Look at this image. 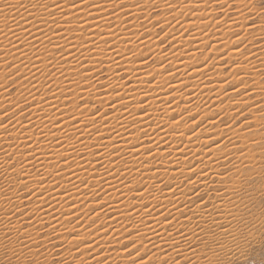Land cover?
<instances>
[{"label": "bare ground", "instance_id": "6f19581e", "mask_svg": "<svg viewBox=\"0 0 264 264\" xmlns=\"http://www.w3.org/2000/svg\"><path fill=\"white\" fill-rule=\"evenodd\" d=\"M115 1L89 0L88 5H81L80 9H73L70 13L68 11L61 12L59 9L55 12H48L39 6L33 7L34 4L39 5L42 2H48L49 8H53L52 0H0V9H2L0 11V29H3V31H0V62L8 60L10 65H15L13 68L9 65L12 70H8L9 67L2 69L10 72L18 71L17 73L23 78V80L19 78L20 81L22 80L20 85H25L22 90L24 93L22 96L20 95V98L28 102L26 104H29V115L15 117L19 109L17 101H14L13 105L11 103L12 100H10V94L3 91V86L0 87L1 111L8 107L6 111L11 113V115L5 117L6 121L0 120V125L7 124V128H0V180L4 179L6 182L2 180L4 184L1 185L0 183V233L4 231L2 222L4 217L8 215L7 210H10V207L13 209L19 208L23 202V196L18 195L20 192L16 193L17 189H25L27 192L26 188L31 187L32 191L28 192L31 199L27 197V204H30L27 215H33L37 225L41 226L42 221L46 220L50 225V230L60 233L58 238L66 237V240L72 239V237L68 238L69 234L71 236L78 234L88 237L90 235L94 236L86 241L67 245L68 250H65V253H62L64 252L62 251L56 255L52 254L57 256L59 261H67L68 264H73L75 259L83 256L84 260L91 261V264H97L98 261L104 259L107 264H127L125 259H127L129 254L127 255L120 249L112 253H110L111 250L110 252L106 250L107 244L115 243V241L112 242L111 237L119 233L118 228L124 227L126 229V238H128L127 241H130L131 245V247H128L132 248V244L136 243V248L129 252L130 255L134 256L139 249L146 250V252L142 250L141 255L137 259H147L149 255L155 254L157 259L172 261L178 256L177 260L182 259L187 262L200 263L198 256L195 257L197 250L192 244H202L207 235L204 223L200 217L199 205L197 204L207 202L203 205L201 211L204 212L203 216L206 219L209 221L212 219L215 225L217 223L220 224L218 230L221 229V226L222 228L228 227L226 210L222 206V202L226 199L225 196L229 195H225L228 193L225 187L227 184L225 180L233 169V165L239 164L238 155L236 154L238 147L235 139L244 136L243 132L240 133L236 129L239 124L234 129L237 131H234L231 130L232 126L231 128L227 127L228 123L222 124L224 126L218 125L217 118L221 113L232 114V111L230 112L231 108L236 109L231 107L229 99L233 96L232 89H234L230 86H237L238 78L233 80L234 74L231 73H238L239 71L235 70L236 59L240 56V59H237L239 61L243 56L240 55L239 50L237 51L236 45H239L242 40L241 38L239 39L241 40L238 42L239 44L231 43L232 40L229 41L228 36H230L229 31L233 30L236 21L240 20L241 17L243 18V16L236 19L239 13L236 12V14L234 12L236 15L235 19H228L229 16L226 11L231 10L228 8L226 11L223 10V12L225 11L222 14L224 17L219 18L218 21L216 20L214 24L213 15L215 13L213 15L212 13L215 5H213L214 8L213 6L210 8L205 5V0H167V2L175 4V8H168L165 4L166 0H157L156 4H153L152 0H148L144 5L149 7L157 6V8L160 7L162 9L163 14L165 11L177 16L173 17V19L171 18L172 20L174 18L177 20L180 17L178 15L187 13V15H184L185 17L181 15L182 20L179 18V23H174L173 21L174 24L172 23L173 25L169 29L171 33L166 36V39L168 37L169 41H171V51L162 54L166 49L161 53L162 50L160 51V48L155 49L157 47L153 46L156 43V36L154 40H150L146 39L149 38L147 37L149 35L145 36L147 33L145 35L143 33L142 36V33L138 35V32L131 38L127 36L128 34L125 31L123 33L121 28L118 29V33H116L117 30L114 33L109 31V23L114 21L115 25L117 23L120 25L121 16L128 15L131 19L136 17L137 12L141 8L133 7L143 3V0H127L130 4L124 6L128 7L110 17L106 15L107 12L105 13L106 10L104 11V9L107 6H112L113 3L115 4ZM55 2L64 4L65 8H67L65 0H55ZM73 2L80 3V0H73ZM221 2L231 4L233 0H222ZM93 4H102L103 7L95 8L92 7ZM185 4L189 6L183 8V12H181L180 9ZM197 4L201 5V7H194ZM9 5L13 6L10 7ZM124 6L116 7V9H121L120 7ZM225 6L227 7V4L223 7ZM235 7L236 5L232 8L238 10ZM89 12L92 14L89 15ZM163 14H161V18L165 16ZM61 15L71 16L72 19L68 21L53 20L51 18L52 16L59 17ZM166 16L163 18V22L167 19L165 23L169 22ZM231 16H234V14H231ZM137 17L141 16L137 15ZM135 19L138 20L137 18ZM245 19L243 21L240 20L241 23L245 21L244 23L246 24L247 19ZM211 20V25H214L216 30H213L214 32L212 31V33L209 30L211 34L209 33V35L205 36V32L212 26L210 28L207 27V31L206 28L204 32L200 30V35L197 30L203 28L207 23L209 25ZM121 21L124 23V20ZM202 21L204 22L202 23ZM57 23L60 24V27H56L55 24ZM156 23L160 22L157 21ZM241 23L240 26L243 25ZM137 24V29L141 31L139 28L141 24L138 26ZM132 25L135 26V24ZM132 25L129 26L131 27ZM145 25L142 27L146 28L150 23L148 26ZM247 25L244 26L246 27ZM9 28L12 31H8ZM151 28L150 30L153 31V28ZM185 28H189L191 32L189 29L187 30L191 34H187L185 30L186 34L184 31V35L193 36L192 40H184V37L185 39L187 38L182 33ZM248 28H246V31ZM180 29L183 30L180 31ZM179 31L181 34H179ZM5 32L7 35L4 34ZM202 32L204 35H202ZM153 33L151 32V35ZM226 35L228 38L224 37ZM17 36H20V38L17 39ZM163 37L165 36L163 35ZM25 39L30 43L23 42ZM58 45L62 46L60 48L62 51H60L61 54L58 52L60 55L54 58L53 55L57 53ZM143 45L153 46L151 48L155 50L150 51L153 54L151 56H154L160 62L168 61L171 65L170 69L165 71V68L163 69L161 66L162 71L159 72L160 65L157 64V67L153 65L155 67L151 68L152 70L146 71L147 68L142 65L143 58H145V56L141 55L143 51L138 53L139 55L135 59L127 55L129 49H131L130 53H132V50L140 49ZM156 45L158 44L156 43ZM204 46L206 48L207 46L209 47V53H211L209 56H213L207 64L202 59L204 56L198 57L201 60H195L197 57L196 51L204 48ZM247 48L249 49V46ZM62 55L66 59L62 60ZM206 55L208 56L207 52ZM93 57H96L95 61L91 60ZM47 59H51V61L46 62L48 61ZM225 59H227L226 61L228 62L226 63H229V67L233 71L231 69L227 70V72L222 71L219 61ZM164 63L162 64L164 65ZM227 64L224 65L227 67ZM96 67L105 68V79L101 80V77H98L101 71L98 70L100 68L97 69ZM75 68H80L81 73L91 71V81H85V79L89 78H83L78 75L73 70ZM95 68L97 69L96 71ZM196 68H203L204 70L202 72H193ZM43 72L48 73V76H51L52 79L42 75ZM53 73H55L54 76ZM169 73L175 74L169 76ZM74 81L79 83L77 84ZM228 81H231V83H226ZM97 82H101L103 87H105L103 95L99 93L102 95L100 97H96L93 93ZM157 82H159L158 87L149 85H156ZM182 82H184V85L181 84ZM222 83H226V85H222ZM168 84H173L174 86L179 84L180 87L170 88ZM241 84L244 83L242 82ZM67 91H69L68 94ZM72 93L75 95L74 100L64 99V97L66 98ZM116 93H119V96ZM41 97L44 98L41 99ZM77 99L78 101H76ZM4 103H7L8 106L2 107ZM139 103H144L147 108L140 109ZM113 104L116 105L115 108L111 107ZM189 104L190 108L184 109ZM68 105H72L74 108L72 112H69L71 111L70 109L68 111ZM96 106L99 109L91 112L94 111ZM77 108L81 109V111H77ZM19 111L18 113L21 112ZM145 112H148V115H144ZM93 115L96 117L93 123L97 127H92L90 116ZM74 116L76 119H72ZM104 116H107L106 120L103 119ZM181 117H183L181 123L176 128H173L172 121L180 120ZM232 119L234 120V118ZM193 120H197L199 123L189 127ZM213 120L216 121V124L211 123ZM54 124L62 127H54ZM64 129L67 135L61 133ZM141 129L146 130V132L141 131ZM235 132L242 135L236 134V136ZM53 133L59 137L54 138ZM192 133H197V135L189 141L187 137L192 135ZM212 137L218 139L212 140ZM243 138L247 139L248 142L246 136ZM57 139L60 140L59 143L56 142ZM249 139L251 140L252 138L250 137ZM205 141L209 142V144H204ZM186 144L188 147L181 152L180 149L184 148ZM217 144L226 146L229 151L224 152L221 156L219 149H216ZM147 147L151 149L146 150L145 148ZM133 148H139L140 152H132ZM210 148H213L212 152H209ZM249 148H251V145H248L246 149ZM56 149H59L65 155H70L68 158L73 160V164L63 168L56 167L62 162L55 155ZM167 149H171L172 153L166 157L151 155L152 152H166ZM243 150L245 149L243 148ZM32 152H35L34 156L31 155ZM260 154L262 155V153ZM108 155L111 156V159H109ZM146 156L149 157L147 160H145ZM241 159L243 160V158ZM242 160L241 162H243ZM248 160H244V163ZM249 161L253 162V160ZM241 162L240 164H242ZM12 163H15V165H11ZM146 164L149 167H144ZM14 168L17 169V172H13ZM181 168H183V171L180 170ZM192 168H196L197 171L191 172L190 169ZM24 172H29L31 175L29 177L25 176L23 175ZM57 172H59V175L56 174ZM172 172H175V177H172ZM41 177L43 179H40ZM221 177H224V179L222 180ZM20 180H27V185L19 186L18 182ZM152 181L158 184L161 189L160 192L152 189L155 199H151L149 195L144 198V201H141L140 197L132 196L133 193L139 192L143 187L147 186L146 182L151 185ZM189 181H196V183L193 186L188 183ZM11 183H14L15 192H8V186ZM92 188H95V194H93ZM173 188L176 189L174 194L170 191ZM223 191L226 193L224 192L225 194H223ZM196 193L199 195H196ZM217 193L221 195L218 196ZM3 196L7 197V200ZM88 203H92L90 208L87 206ZM76 204L82 207L87 206L83 214L79 215L76 213L78 208L73 207ZM37 205H39L38 213H35ZM214 205H221V207L214 208ZM144 207L149 209L148 213L142 211ZM52 209L54 211L59 209L58 214H54L58 216L57 218L49 214ZM193 209L196 212H193ZM97 213L99 217L90 219V217L97 216ZM66 216H71V219H65ZM27 217L29 219L30 216ZM188 217H191V221L188 220ZM80 218L86 225L87 223H92L95 226L97 224L102 229L101 233L93 235L92 229L86 230L84 226L78 227L77 223L74 226L75 220H80ZM16 220L14 218L12 222L16 223L21 233L25 235L35 229V227L32 228L34 225L32 224V229L25 231L27 228H22L20 221ZM69 221H74L72 222L73 226L71 223V225L69 224ZM115 222H117V225L113 226ZM108 225L113 227L110 230L111 237L106 235L110 232L105 230ZM137 226H139V229H136ZM74 227H78L76 231H72ZM189 229L193 231H189ZM122 232L124 230L121 231L120 235H123ZM168 232H172L171 237H167ZM34 234H32L34 237H39L36 236V232ZM9 235L8 238H13L15 232L9 233ZM188 237H191L192 243L185 245L184 240ZM8 238L0 236V240H3L1 246L10 250ZM131 239L136 241H131ZM172 239L180 241V243L170 245L168 241ZM198 240L199 242H197ZM24 243L27 246V248H24L26 252L27 249H34L37 245L28 240ZM84 243L92 244V248L83 252L78 251L79 248L83 247ZM144 245H147V247H144ZM203 248V245H201L199 251ZM98 249L103 252L104 257L97 254L100 253L96 252ZM177 249L179 250L177 251ZM9 252L12 253L11 250ZM9 252L8 254H10ZM121 253L124 254L121 255ZM16 256L17 260L19 249H17ZM10 263L13 264V261Z\"/></svg>", "mask_w": 264, "mask_h": 264}, {"label": "rangeland", "instance_id": "374dc122", "mask_svg": "<svg viewBox=\"0 0 264 264\" xmlns=\"http://www.w3.org/2000/svg\"><path fill=\"white\" fill-rule=\"evenodd\" d=\"M131 1V0H130ZM222 1V0H221ZM123 3L122 5H120V6H124V5H128V4H130V2L129 1H127V0H116L115 1V4H119V3ZM109 3H111V2H109ZM108 4V3H107ZM115 4L113 3L112 4V6H107V7H105L106 9H104V11H105V13H106V15H108V16H110V17H112V16H114V14L116 15V13H118L120 10H123V9H126L127 7L126 6H124V7H120L121 9H118V11H117V9H116V7H115ZM256 7H257V9L259 8V7H262V6H264V0H256ZM215 5V4H214ZM236 5V7L238 8V10H235L234 8H229V9H231V10H228V11H226L228 8H226V9H224L225 11H226V13H227V15L229 16L228 17V19H232V18H234L235 19V17H236V15H235V13L237 12V13H239L238 14V16L236 17V19L238 18H240V16H243V18L241 17L240 18V20H242L243 21V19L244 18H246V16L247 15H249L248 17H247V21H248V23H247V21H246V24H248L247 26L248 27H251V28H248L247 26L245 27L244 25H246L244 22L243 23H241V21L240 20H235L236 21V23H235V26H234V28H233V30H231V32L229 31V35L230 36H228L227 37V35L226 36H224V37H227L228 39H229V41L230 40H232L231 41V43L232 42H234V41H236L237 40V38H241V40L243 41V39H244V41L243 42H245V43H243L241 40H238V42H240V44L237 42V43H235V44H239V45H236L237 47L236 48H238L237 49V51L238 50H240V49H243V51L241 52V51H239V53H240V55H242L243 57L244 56H248L249 57V60H243V57L241 58V60H239L241 63H246L247 62V67H246V69H244V70H239L238 71V73L237 72H235V73H237L236 75H235V73L234 72H232L231 74H234L235 75V77H237V75H238V77H243V79L241 80V82H239L240 80H239V78H238V85L236 86V85H231L230 87H232V88H234V89H232L233 90V96H231V98L229 99V103L232 105L231 107H235L236 109L234 110V109H230V112L232 111V114H226V113H224V114H219L218 116H217V118H218V125H220V126H224L225 125V123L227 124V125H231L232 126V129L231 130H234L235 129V127L237 126V130L240 132V133H242L243 132V135L244 136H246V138H248V142H247V139L245 140L244 138L242 139V137H244V136H241L242 134H237V132H235V135L237 134V135H240L241 137H239V138H236L235 139V141H236V146L238 147V149H237V155H238V161H239V164L237 163V164H235V165H243V166H248V165H252L253 167H254V170H253V172H252V174H253V176L256 178V183L253 185V186H251V187H249V189H248V192L250 193V195H251V199H247V203H248V211L247 212H245L244 213V216H245V220L247 221V223L245 224V223H241L238 227H235V230L233 231V234L232 235H222V237H221V239H222V243H224V245H225V247H226V245H227V247L225 248H222V249H220L219 248V245L218 244H212L211 245V247H214V248H216L217 249V252L219 253V255L218 256H213L212 255V253H211V251H210V249L209 248H203L201 251H199V249H200V246L202 245V244H200V243H193L192 244V246L197 250V253L195 254V257H197L198 256V259H200V263L198 262H196V260H195V262L196 263H193V264H208V260H206L207 258H208V255H209V258L211 257V259L213 260V261H215V260H217V259H219L220 261H222L223 262V264H264V192H262V189H261V184H260V173H261V171H262V169H261V165L262 164H264V151H262L261 150V147L262 146H264V113H262V112H264V91H262V89H264V84H262L261 83V74H264V30H262L261 29V26H262V24H264V22H262L261 21V18H260V16L259 15H257L256 14V12H253V11H255V9H253V11H249V10H247V9H249V8H245L241 3H240V1L238 0V1H236V4L235 3H233V6H235ZM232 6V7H233ZM241 8H239V7ZM251 6V5H250ZM133 7V6H132ZM144 7V8H143ZM140 10H139V12H137L138 14L137 15H139V16H141V17H137V15H136V17H134L133 19H131L130 17H128V15H123V16H121V19H120V22L121 23H119L120 25H118V23L115 25V22L113 21V22H110L109 23V25H108V27L110 28H108L109 29V31H112L113 33H114V31H116L117 30V32L116 33H118L119 31H118V29H122V32L124 33V31H125V33L126 34H128L127 36H130L131 38H132V36L134 37L138 32H139V34L138 35H140L141 33V35L143 36V33H144V35L145 36H147V35H149V36H147V37H149V38H146V39H150V40H154V38H155V36H156V38H155V42L158 44V45H156V43H155V45H153L154 47H157V48H155V49H159L160 48V51H161V53L162 52H164L165 51V49H166V51L164 52V53H162V54H166L167 52L169 53L170 51H171V45H170V43H169V39H168V37H167V39H166V37H163V35L165 36V32L166 31H169V29H170V27L175 23V22H177V20L180 18V20H182V16L183 17H185L184 15H187V13H183V14H180V15H178V17L179 18H177V20L174 18V20H172L173 19V17H177V16H174V15H172V14H170V13H168V12H165L164 11V14H165V16L166 15H169V16H166V17H168V20H169V22L167 21L166 23H165V21L167 20L166 18V20L163 22V18L165 17V16H163L162 18H161V14H163V12L161 11L162 9L160 8V7H158L157 8V6H154V7H156V8H154L153 6H151V7H149L148 5H144ZM149 9H148V8ZM219 7V8H218ZM216 6L215 5V9H214V12L212 13V15L215 13V15H217V16H215V15H213V18L215 19L214 21H213V23L215 24V22H216V20L218 21L219 20V18H223L224 17V15H222V14H224V12L223 11H221L220 10V6ZM226 7V6H225ZM235 7V8H236ZM133 8H137L135 5H134V7ZM213 8H214V6H213ZM116 9V10H115ZM151 9H153V10H151ZM245 9H246V11H245ZM112 10V11H111ZM146 10H148V11H146ZM116 11V12H115ZM109 12V13H108ZM146 12H148V13H146ZM223 12V13H222ZM233 12V13H232ZM235 12V13H234ZM248 14H247V13ZM251 12V13H250ZM253 12V13H252ZM225 13V14H226ZM236 13V14H237ZM241 13V14H240ZM244 13H245V15H244ZM163 14V15H164ZM231 14H234V16H231ZM243 14V15H242ZM255 14V15H254ZM143 15V16H142ZM182 15V16H181ZM211 15V14H210ZM221 15V16H220ZM107 16V17H108ZM153 16V17H152ZM157 16V17H156ZM172 16V17H171ZM219 16V17H218ZM231 16V17H230ZM156 17V18H155ZM135 18H137L138 20H136ZM152 18V19H151ZM160 18H161V20H160ZM171 20H170V19ZM149 19H150V21H149ZM159 19V20H158ZM78 20V19H77ZM76 20V21H77ZM121 20H124V23H123V21H121ZM131 20V21H130ZM134 20H135V23H134ZM246 20V19H245ZM128 21H130V22H128ZM144 21V22H143ZM147 21H149V22H147ZM160 22V23H156V22ZM172 21V22H171ZM173 21H174V23H173ZM179 21V20H178ZM206 21V20H205ZM208 21V20H207ZM145 22H147V23H145ZM135 24V26H133L132 24ZM138 23V24H137ZM146 25H145V24ZM149 23H150V25H149ZM153 23V24H152ZM163 23H165L166 24V26H165V24H163ZM167 23H170V24H167ZM173 23V24H172ZM210 24L208 25V23L207 24H205L206 25V27H205V25L203 26V28H201V29H198L197 30V32L198 33H200L201 31L200 30H202L203 32L205 31V28H206V31H207V29L208 28H210L211 26V28L210 29H208V31L207 32H205V36L206 35H209V33L211 32L212 33V31L214 30H216V29H214L215 27H214V25H211V23H212V20H211V22H209ZM240 23H241V25L242 26H240ZM121 24H122V26H121ZM136 24H137V26L138 25H140L141 24V26L139 27L140 29H141V31L139 30V29H137V27H136ZM148 26V27H146L147 29H148V32H147V29L146 28H144V27H142V26ZM155 24V25H154ZM159 24V25H158ZM238 24V25H237ZM254 24V25H253ZM129 25H132L131 27L129 26ZM153 25V26H152ZM160 25H163V27H161ZM169 25V26H168ZM251 25V26H250ZM113 26V27H112ZM119 26V27H118ZM151 26H152V28H153V31L152 30H150V28H151ZM155 26V27H154ZM236 26H238V27H236ZM239 26H240V28H239ZM245 28H244V27ZM112 27V28H111ZM126 27H127V29H126ZM129 27V28H128ZM142 27V28H141ZM168 29H167V28ZM208 27V28H207ZM144 28V29H143ZM151 28V29H152ZM166 28V29H165ZM242 28V29H241ZM246 28H248V30L246 31ZM165 30V32H164V30ZM187 29H189V28H185L184 30L183 29H180V31H182V33H183V35H184V31L186 30L187 31V34H189L188 32L190 31V29H189V31L187 30ZM245 29V30H244ZM258 29V30H257ZM136 30H138L137 32H136ZM209 30H210V32H209ZM87 31V30H86ZM108 31V30H107ZM134 31H135V33H134ZM150 31V32H149ZM180 31H179V34H181L180 33ZM186 31H185V34H186ZM213 31V32H214ZM241 31V32H240ZM121 32V31H120ZM151 32L153 33L152 35H151ZM191 32V31H190ZM202 32V35H204V33ZM235 32H236V34H237V37H236V34H235ZM238 32H240V33H238ZM243 32V33H242ZM246 32V33H245ZM60 33V32H59ZM133 33V34H132ZM155 33H157V34H155ZM167 33H171L170 31L169 32H167ZM210 33V34H211ZM191 34V33H190ZM189 34V35H190ZM233 34H234V37H233ZM240 34V35H239ZM150 35H151V37H150ZM157 35H158V37H157ZM189 35H184V36H186L187 38L185 39V37H184V40H186V41H189L190 39L192 40L193 39V36L191 37V36H189ZM200 35H201V33H200ZM63 36V35H62ZM144 36V37H145ZM153 36V37H152ZM66 37H67V35H66ZM160 37H162V38H164L163 40H161L160 39ZM152 38V39H151ZM231 38V39H230ZM233 38V39H232ZM235 38V39H234ZM162 41H164V42H162ZM248 41V42H247ZM164 43V44H163ZM243 43V44H242ZM252 44V45H251ZM212 45H213V43H212ZM153 46H150V45H143L139 50L138 49H134V51H136V53H137V55H135V57L134 56H132L131 54L132 53H130L131 52V49H129L128 51H127V55L130 57V58H137V56L139 55L138 53H142V51H143V53L141 54L142 56H145V58H143L144 60L145 59H147V60H149V64L148 65H144V64H142L143 66H145L146 68V71L147 70H152L153 69V67H157V64H159L160 66L159 67H163V69L165 70V71H167V70H169L170 69V63L168 62V61H164V62H160V61H157V59H155V57L154 56H151V55H153L152 54V52H150L151 50L153 51V50H155L154 48H151V47H153ZM160 46V47H159ZM233 46L235 47V45L233 44ZM244 46V47H243ZM246 46V47H245ZM249 46V49L247 48ZM62 46H60V45H58V47H57V50H56V52L57 53H54V55H53V57L55 58V57H57L58 55H60L61 53H60V51H62L60 48H61ZM169 47H170V49H169ZM206 48V46H204V48H201V49H199V50H197L196 51V58H195V60L196 61H198V60H201V59H198V57L200 56H204V57H206L207 55H206V52H207V54H208V56L209 55H211V53H209L210 52V49H209V47L207 46V48ZM236 48H235V50H236ZM168 49V50H167ZM205 49V50H204ZM149 50V51H148ZM254 50H257V51H254ZM133 50H132V52H134ZM145 51H147V52H145ZM60 54H59V53ZM145 52V53H144ZM203 53V54H202ZM220 53H223V52H220ZM246 53V54H245ZM250 53V54H249ZM206 55V56H205ZM260 55V56H259ZM1 56V55H0ZM221 56V55H220ZM219 56V58H221ZM204 57L202 58V59H204ZM211 57H213V56H209V60H208V62L207 61H205V63L207 64V63H209L210 61H211ZM142 58V57H141ZM149 58V59H148ZM218 58V59H219ZM237 59H240V56L239 57H237ZM236 59V61L237 62H239L238 60ZM48 60V59H47ZM227 59H225V60H221V61H219V63H220V67L222 68V71H224V72H227V70H229V69H231V67H229V63L227 64L226 62H228V61H226ZM262 60V61H261ZM8 60H6L5 62H4V60H3V62H0V84H2V86H3V91H5L6 93L8 92V94H10V100H12V102L11 103H13V105H14V101L18 104V106H19V109L17 110V115L15 116V117H22V116H27V115H29V108H28V106H29V104H26V103H28V102H26L24 99L22 100V98H20L21 96H22V94L24 93V91L22 92V90L24 89L23 87H25V85L23 86H21L20 85V82H22V80H23V78L21 77V75L20 74H17V72L18 71H13V72H10V71H8V70H12V68H13V66H15V65H10V62L8 61ZM51 61V59H49L48 61H46V62H50ZM225 61V62H224ZM251 62V63H250ZM3 63H4V65H3ZM162 63H164V65L162 64ZM218 63V62H217ZM224 64H227L228 66L226 67V65H224ZM2 65V66H1ZM12 67H10V66ZM153 65H155V66H153ZM233 65V64H232ZM260 65V66H259ZM147 66H149V67H147ZM9 67V68H8ZM169 67V68H168ZM2 68H8V70H4V69H2ZM97 68V67H96ZM95 68V71L98 69V68H100V69H98L99 71H101V73H99L98 74V77L101 79V80H103V79H105L104 77H106V72H105V68L104 67H98L97 69ZM152 68V69H151ZM103 70V71H102ZM163 70V71H164ZM226 70V71H225ZM232 70V69H231ZM233 71V70H232ZM8 72V73H7ZM104 72V73H103ZM241 72V73H240ZM244 72V73H243ZM250 73V74H249ZM257 73V74H256ZM11 74V75H10ZM242 74V75H241ZM234 75H233V77H234ZM4 78V79H3ZM22 78V80L20 81V79ZM257 78V79H256ZM237 79V78H236ZM256 79V80H255ZM3 80H4V82H3ZM18 80V81H17ZM255 81V83H253ZM15 82V83H14ZM244 83L245 84V82H246V84L245 85H249V87H247V88H243L240 92H236L235 91V89L237 88V87H241V83ZM12 83H14V84H12ZM248 83H250V84H248ZM5 86H4V85ZM236 84V83H235ZM241 84V85H240ZM253 84V85H252ZM10 85V86H9ZM20 85V86H19ZM27 86V85H26ZM102 86V87H101ZM7 87V88H6ZM20 87V88H19ZM100 87V88H99ZM105 87H103V84H101V82H97L96 83V85H95V90L93 89V93H94V95L97 97H100V96H102L103 95V93L105 92V89H104ZM228 88V87H227ZM251 88V89H250ZM256 88V89H255ZM259 88V89H258ZM5 89H7V91L5 90ZM231 90V91H232ZM96 91V92H95ZM98 91V92H97ZM22 92V93H21ZM69 93V91H67V94ZM92 93V94H93ZM99 93H101V94H99ZM241 93V94H240ZM99 94V95H98ZM235 94V95H234ZM240 94V95H239ZM19 95V96H18ZM21 95V96H20ZM74 95V93H72V95L70 94L69 96H71V97H64V99H66V100H69V99H71V100H74L75 99V95ZM7 96V97H8ZM17 96V97H16ZM240 96V97H239ZM243 97V98H242ZM247 97V98H246ZM18 98V99H17ZM73 98V99H72ZM241 98V99H240ZM15 99H17V100H15ZM19 99H21V100H19ZM238 99H240L241 101H247L248 103L247 104H238V103H240V100L239 101H237ZM247 99V100H246ZM21 101H24V102H22L21 103ZM76 101H78V99L76 100ZM232 101V102H231ZM19 102V103H18ZM233 102H235V103H233ZM16 103H15V105H16ZM233 103V104H232ZM236 106H235V105ZM6 106H8L7 105V103H4L3 105H2V107H6ZM27 106V107H26ZM239 106V107H238ZM21 107V108H20ZM68 108V111H69V109L71 110V111H69V112H72L73 110H74V108L72 107V105H68L67 106ZM97 108H96V110L97 109H99L98 108V106H96ZM8 108V107H7ZM6 108V109H7ZM26 108V109H25ZM249 108H251L250 110H248ZM6 109L4 110V111H1V106H0V112L2 113H0V115H4V112L6 111ZM28 109V111H26ZM21 112H20V111ZM23 110V111H22ZM234 110V111H233ZM262 110V111H261ZM18 111L20 112V113H18ZM243 111V112H242ZM7 112V111H6ZM240 113V115H238L239 113ZM252 112V113H251ZM242 113V114H241ZM27 114V115H26ZM256 114V115H255ZM222 115V116H221ZM233 115V116H232ZM229 116V117H228ZM236 116V117H235ZM231 117V118H230ZM232 118H234L235 119V123H233V119ZM6 118H4L3 119V121H6L5 120ZM230 119V121H228ZM253 119V120H252ZM250 121L251 123H249V124H245V126L243 127V128H241L240 127V125L241 124H243L245 121ZM257 120V121H256ZM220 121V122H219ZM227 121V122H226ZM230 122V123H229ZM241 123V124H240ZM222 124H224V125H222ZM255 126V127H254ZM234 127V128H233ZM250 127V128H249ZM252 127V128H251ZM237 130H234V131H237ZM247 133V134H246ZM250 134V135H249ZM236 135V136H237ZM252 138L251 140L249 139V138ZM244 140V141H243ZM255 140V141H254ZM240 141H242L243 143L244 142H246V143H244V144H248V145H251V148L254 150H252L251 148H249V149H246V148H248V145H247V147H243L245 150H243V148L242 147H240L241 145H243V143L241 142V144H239L240 143ZM252 141V142H251ZM251 143V144H250ZM255 143V144H254ZM257 143V144H256ZM257 145V146H256ZM255 147H258V148H256L255 149ZM243 150V151H242ZM252 150V151H251ZM239 151V152H238ZM249 151H251V152H253V153H255V155H254V157H252L251 159H249V158H246V156H241V152H244V153H247V152H249ZM257 152H258V156H257ZM260 153H262V155L260 154ZM235 154V155H236ZM259 154H260V156H259ZM262 156V157H261ZM243 158V160L241 159V158ZM253 160V162H250L249 160ZM241 160L243 161V162H241ZM244 160H248V161H246L245 163H244ZM240 162L242 163V164H240ZM247 162H249V163H247ZM247 163V164H246ZM256 164V165H255ZM11 165H15V163H12ZM234 169H232L231 171H233ZM230 171V172H231ZM254 171H255V173H254ZM228 175V174H227ZM229 176V175H228ZM228 176H227V178H228ZM3 178H4V176H3ZM16 178V177H15ZM4 179H1L0 180V183H1V185H3L4 184ZM227 183H228V180L226 179L225 180ZM6 183V182H5ZM13 184V185H12ZM0 185V186H1ZM8 192H15L14 190H15V186H14V183H11V185L9 184V186H8ZM12 189V190H11ZM20 190H22V191H20ZM24 190V191H23ZM18 192H20V193H18ZM225 191H223V194H225L224 193ZM3 193H5V192H3ZM7 193V192H6ZM16 193H18V195H22L23 196V202L21 203V205L19 206V208L21 209V210H23V213L22 212H16L15 210H16V208L15 209H13L12 207H10V208H8V209H10V210H7L8 211V215H11L12 216V220H14V218H15V220L16 221H20V223H21V227L22 228H27L26 229V231H29V229H32L33 227H35V229L34 230H32V231H30L32 234H34L35 232L37 233L36 234V236L38 237L39 235H38V231H40L41 232V236H40V239H39V237L37 238V240H39L40 241V244H37L36 245V247L35 248H37V247H39L40 248V253H41V255H40V257H42V256H44V257H42V258H40L41 260H43V259H45L46 258V256H47V253L48 252H50L49 250H52L51 252H52V254L53 255H56L57 253H61L62 251H64V252H62V253H65V250L67 251L68 250V246H67V243H66V237L65 238H58L59 236H55V235H53V236H51V241L50 242H48V240H44L43 239V237L44 236H46V235H49L50 233H52V230H50V225L48 224V222L46 221V220H44V222L42 221V228L44 227V229H42V228H40L41 226L40 225H37V223L35 222V220H34V216L33 215H27L28 214V210H29V208H30V204H27L28 202H27V197H29V194H28V191L26 192V190L25 189H17V192ZM27 195V196H26ZM225 195H228V193H226ZM5 196H3V198H4ZM226 198L228 197V196H225ZM29 206V207H28ZM80 207H78V212H76L77 214H79V215H81V214H83V211L86 209V207L88 206L89 208H90V206H92V203H88L87 204V206H85V207H82L81 205H79ZM48 207V206H47ZM46 207V208H47ZM7 208V207H6ZM46 208H44L45 210H46ZM57 208V207H56ZM27 209V210H26ZM80 209V210H79ZM12 210V211H11ZM14 212L15 214L13 215V213H11V212ZM92 211V210H91ZM10 212V213H9ZM50 212V211H49ZM53 212V213H52ZM58 212H59V209H58V211H57V209H55V211L52 209V211L49 213L50 215H53L52 217H58V216H56L57 214H58ZM25 213V214H24ZM23 214V216H21ZM54 214H56V215H54ZM32 216L31 217V219H30V217H29V219H28V217L27 216ZM226 215H227V213H226ZM19 216V217H18ZM18 217V218H17ZM51 217V218H52ZM54 217V218H55ZM53 219V218H52ZM24 220V221H23ZM79 219H77V221L75 220V223H74V226H75V224L77 223L78 224V227L80 226H84V227H86V230H88V229H92L93 230V232L95 233H93V235H98V234H100L101 233V231H102V229L101 228H99L98 226H97V224H96V226L94 225V224H92V223H87V225H86V223L84 222H82V219L80 218V220L78 221ZM229 220H230V218L229 217H227V224H229ZM30 222V223H29ZM72 222H74V221H72ZM71 221H69V224L71 223L72 224V226H73V223H72ZM234 223V226H235V222H233ZM32 224H34L33 226H32ZM70 224V225H71ZM90 226H89V225ZM115 224V225H114ZM37 225V226H36ZM94 225V226H93ZM117 225V222H115V223H113V226H116ZM216 225H219V227H214V231H216V232H220L221 230H222V226H221V229H219L218 230V228H220V224H216ZM31 226H32V228H31ZM228 226V225H227ZM38 227V228H37ZM46 227H49V228H46ZM77 227V228H78ZM91 227V228H90ZM76 227H74V229H77ZM96 228V229H95ZM215 228H216V230H215ZM223 228H226V227H223ZM24 229V230H25ZM113 229V227H112V225L111 226H107L106 228H105V230L107 231V232H109L110 230H112ZM119 229V235L118 234H114V235H116V236H112V234H111V231L109 232V233H107L106 235L107 236H112L111 237V239H112V242L113 241H115V243L113 242H111L112 244L110 245V244H107L106 246H108L109 247V249H108V247H107V251L109 250V252H110V250H111V252L110 253H112L113 251H115V250H118L119 251V249L120 250H122V251H124L125 249H128V248H130L131 247V245H130V241H127V239L128 238H126L127 236L125 235V231H126V229L124 228V227H120V228H118ZM23 230V229H22ZM37 230V231H36ZM122 230H124V232H122L123 233V235L121 234L120 235V233H121V231ZM47 231V232H46ZM51 231V232H50ZM46 232V233H45ZM98 233V234H97ZM110 234V235H109ZM14 235V234H13ZM10 236V235H9ZM34 236H35V234H34ZM123 236H124V238H123ZM228 236V237H227ZM71 237H73V236H71V234H69L68 235V238H71ZM90 237H94V236H91L90 235ZM56 238V239H55ZM7 239V238H6ZM52 239H53V241H52ZM91 239V238H90ZM66 240V241H65ZM21 241H23V243H21ZM26 240H23V237H21L19 240H16L15 241V243H16V245L18 246L17 247V249H23V250H25L24 248H27V246H26V244L24 243ZM64 241V242H63ZM45 242H47V243H45ZM197 242H199V240L197 241ZM227 242V243H226ZM45 243V244H44ZM42 244V245H41ZM59 244H61V245H59ZM63 244V245H62ZM127 244H129V245H126ZM236 244V245H235ZM2 244H0V264H12V263H10V262H12L13 261V264H16V258H17V256L16 255H13L12 253H10L9 251L10 250H8L7 248H4V247H2L1 246ZM46 245V246H45ZM215 245V246H214ZM26 246V247H25ZM49 246V247H48ZM53 246H54V248H53ZM113 246V247H112ZM123 246H125V247H123ZM128 246H130V247H128ZM199 246V247H198ZM48 247V248H47ZM126 247H128V248H126ZM4 248V249H3ZM52 248V249H51ZM67 248V249H66ZM143 248V247H142ZM59 249V250H58ZM231 249V250H230ZM142 250L143 249H139L138 251H140V253H142ZM219 250V251H218ZM144 252H146V250L144 249L143 250ZM8 252L10 253V254H8ZM25 252H26V250H25ZM96 252H100V253H97L98 255H101V256H103V252L101 251V250H96ZM106 252V251H105ZM137 252V251H136ZM226 252H228V253H226ZM55 253V254H54ZM199 253V254H198ZM129 254V255H128ZM228 254V255H227ZM9 255V256H8ZM127 255L128 256H131L130 255V253L129 252H127ZM55 258H56V260H58L57 259V256H54ZM104 257V256H103ZM207 257V258H206ZM13 258V259H12ZM177 258H179L178 256H177ZM177 258H175V261H181L182 263L181 264H184V263H186V264H188L189 262H187V261H184V260H180V259H178L177 260ZM20 259H24V257H22V258H20ZM105 260V259H104ZM201 260H203V261H201ZM199 261V260H198ZM206 261V262H205ZM53 263H55V261H53ZM30 264H31V262H30ZM48 264H52V262H51V258L49 257V262H48Z\"/></svg>", "mask_w": 264, "mask_h": 264}, {"label": "snow or ice", "instance_id": "6c2138e0", "mask_svg": "<svg viewBox=\"0 0 264 264\" xmlns=\"http://www.w3.org/2000/svg\"><path fill=\"white\" fill-rule=\"evenodd\" d=\"M65 2L67 4V8H65L64 4H57L55 2V0H52V3L54 4L53 8H49L48 2H42L39 5L34 4L33 7L35 8V7L39 6L40 8H42L45 11H48V12H55L57 9H59L61 12L68 11V12L71 13L73 9H80L81 5H88L89 4V0H80V3H75V2H73V0H65ZM147 2H148V0H143V3L137 4L136 7L137 8H142L144 6V4H146ZM152 3L156 4L157 0H152ZM233 3L236 4V0H233ZM233 3H231V4L223 3V2H221V0H205V5L206 6L212 8V6L215 4L216 6H220V10L221 11H223L225 8H232ZM240 3L245 8H249V11H253V9H255V11H253V12H256V14L260 16L261 21L264 22V6L259 7L257 9L256 0H240ZM122 4L123 3L116 4L115 7H119ZM165 4H166V6L168 8H175L176 7L175 4L167 2V0H166ZM225 4H227V7H223ZM9 6L11 7L13 5H9ZM188 6H189L188 4L183 5L181 7L180 11L183 12V8H187ZM92 7L102 8L103 5L102 4H93ZM194 7H201V5L197 4ZM0 11H2V9H0ZM88 14L91 15L92 13L89 12ZM51 18L53 20L60 19V20H68V21H70L72 19L71 16H64V15H61L59 17L52 16ZM246 19H247V17H246ZM203 22L204 21H202V23ZM177 23H179V21H177ZM55 25H56V27H60L59 23H57ZM78 26L79 27H83L82 25H78ZM160 26L163 27V25H160ZM189 28H191V27H189ZM261 29L264 30V24H262ZM0 31H3V29H0ZM8 31H12V29L9 28ZM4 34L7 35L6 32ZM166 36H168L167 32H165V37ZM19 38H20V36H17V39H19ZM49 39H51V37H49ZM160 39L163 40L164 38L160 37ZM239 39L240 38H237V40L234 41L233 43H237ZM23 42L30 43L26 39ZM169 43H171V41H169ZM45 50H46V48H45ZM239 51L242 52L243 49H240ZM49 55H51V54H49ZM131 55L132 56L137 55L136 51L132 52ZM61 59L64 60L66 58L62 55ZM91 60L95 61L96 57H93ZM204 60L208 61L209 60V56L204 57ZM243 60H249V57L248 56H244ZM142 64L148 65L149 64V60H147V59L143 60ZM235 65H236V69L235 70H244V68H246L248 64L247 63L236 62ZM73 70L75 72H77L78 75L82 76L83 78H89V79H85V81H91V79H90V77H92V72L91 71L81 73L80 72V68H75ZM203 70H204L203 68H196V69L193 70V72H202ZM161 71H162V67L159 68V72H161ZM17 74H19V73H17ZM174 74L175 73H169V76L174 75ZM42 75L48 76V73L43 72ZM54 75H55V73H53V76ZM48 78L52 79L51 76H48ZM235 78H239V80L243 79V77H235L234 76L233 80H235ZM74 82L77 83V84L79 83L78 81H74ZM226 83H231V81H228ZM226 83H222V85H226ZM253 83H255V81ZM261 83L264 84V74H261ZM181 84L184 85V82H182ZM149 85H151L153 87H158L159 86V82H157L156 85H153V84H149ZM0 87H2V85H0ZM168 87H170V88H178V87H180V85L177 84V85L174 86L173 84H168ZM247 87H249V85L242 84L241 87L236 88L235 91L236 92H240L243 88H247ZM5 90L7 91V89H5ZM262 91H264V89H262ZM116 94L119 96V93H116ZM53 95H55V93H53ZM43 98L44 97H41V99H43ZM241 103L242 104H247L248 102L240 100V103H238V104H241ZM139 104L141 106L140 109H146L147 108V107L144 106V103H139ZM75 107H76V105H75ZM111 107L115 108L116 105L113 104V105H111ZM96 108L97 107H95L94 111H91V112H95ZM188 108H190V104H189L188 107H185L184 109H188ZM184 109H183V111H184ZM250 109L251 108H249L248 110H250ZM77 111H81V109L77 108ZM262 113H264V112H262ZM9 115H11V113L5 112L3 116H0V120L4 119L6 116H9ZM144 115H148V112H145ZM72 119H76V117L74 116V117H72ZM90 119L92 120V127H97V125L93 123V121L96 119V117L93 115V116H90ZM103 119L106 120L107 116H104ZM181 120H183V117H181L180 120L172 121L173 128H176L181 123ZM198 123L199 122L197 120H193L189 127H192V126H194V125H196ZM211 123L212 124H216V121L213 120V121H211ZM233 123H235V119L233 120ZM249 123H251V122L246 120L243 124L240 125V127L243 128L245 126V124H249ZM53 126L57 127V128L62 127L61 125H55V124ZM227 127L231 128V125H228ZM0 128H7V124L0 125ZM141 131L146 132V130H143V129H141ZM61 133L64 134V135H67V133L65 132V129L63 131H61ZM53 135H54V138L59 137V136H55L54 133H53ZM99 135H100V133H99ZM181 135H183V134H181ZM196 135H197V133H192V135L188 136L187 139L189 141H191L193 139V137L196 136ZM68 138H69V136H68ZM149 139H151V138H149ZM216 139H218V138H213L212 137V140H216ZM38 141H39V139H38ZM56 142L59 143L60 140L57 139ZM210 143H211V141H210ZM204 144H209V142L205 141ZM112 146H114V145H112ZM187 147H188V145L186 144L184 146V148L180 149V151L183 152ZM240 147H242V148L243 147H247V144H243ZM145 149L147 150V149H151V148L147 147ZM212 149L213 148H210L209 152H212ZM216 149H219L221 156L224 154V152L229 151V149L226 146H221L220 144L216 145ZM261 150L264 151V146L261 147ZM131 151L132 152H140V149L139 148H133ZM170 153H172V150L171 149H167L166 152H161V151L159 153L152 152L151 155L152 156L159 155L161 157H166ZM31 155L34 156L35 152H32ZM55 155L59 157L58 160H62V162L60 164L56 165V167L63 168L65 166H70V165L73 164V160L68 158V157H70V155H65L59 149H56ZM254 155H255V153H253L251 151H249L247 153L241 152V156H246L249 159L254 157ZM108 156H109V159H111V156L110 155H108ZM146 157L147 158L145 160H147L149 158L148 156H146ZM163 160H165V159H163ZM177 161H179V160H177ZM144 167H149V165L146 164V165H144ZM233 169L234 170L229 173V176L227 178L228 179V183L225 186L229 195L222 202V206L226 210L227 217H230L228 227L222 228V230L220 232L214 231V227H219V225H215L212 219L210 221L208 219H206L203 216L204 212L201 211V208L207 202H202L201 204H197V205H199L200 217H201V220L204 223V227L206 229V235H207V238L202 241V245H203L204 248H209L213 256H218L219 253L217 252L216 248H212L211 247L212 244H218L220 249L224 248L225 245L222 243V239H221L222 235H232L233 231L235 230V227H238L241 223H245V224L247 223V221L245 220L244 213L248 211L247 199H251V195L248 192V189H249V187L253 186L256 183V178L252 175L254 167L252 165H248V166L233 165ZM261 169H262V171L260 173V184H261L262 192H264V164L261 165ZM180 170L183 171V168H181ZM190 171L191 172H196L197 170H196V168H192V169H190ZM13 172H17V169L14 168ZM172 173H173L172 177H175V172H172ZM56 174L59 175V172H57ZM23 175L29 177L31 174L29 172H24ZM153 175H155V174L153 173ZM40 179H43V177H41ZM221 179L223 180L224 177H221ZM188 183L192 184L194 186L196 181H189ZM18 185L19 186L27 185V180H20L18 182ZM146 185L147 186L143 187V189L141 191L133 193L132 196L140 197L141 201H144V198L146 196H149V195L151 196V199H155L156 197L153 195L154 191H152V189H155V191H159L160 192L161 189L158 187V184H155V182L152 181L151 185H149L148 182H146ZM26 189L28 190V192L32 191L31 187H28ZM170 191H171V193L174 194L176 192V189L173 188ZM92 192H93V194L96 193L95 188H92ZM196 195H199V194L196 193ZM217 195L219 196L221 194L217 193ZM4 199L7 200V197H5ZM28 199H31V197H28ZM133 201H135V200H133ZM173 206H175V205H173ZM38 207H39V205H37V207L35 209V213H38L37 212ZM73 207L78 208L79 205L76 204V205H73ZM219 207H221V205H214V208H219ZM15 211L16 212H23V210H21L20 208H16ZM142 211L148 213L149 209L144 207V208H142ZM192 211L196 212L195 209H193ZM14 214L15 213H13V215ZM96 217H99L98 213H97V216L90 217V219H95ZM65 219H71V216H66ZM188 220L191 221V217H188ZM233 222H235V226H234ZM2 223H3L4 231L2 233H0V236H3L4 238H8L9 237V233L15 232V236L13 238H8V244L10 246V250L12 251L13 255H17V245H16L15 241L19 240L21 237H23V240H28V241H30V242H32L34 244H40V241L37 240V238L34 237L31 233H28L26 235L21 233L20 228L16 225V223L12 222V216L11 215H7L6 217H4V221ZM141 223H143V221H141ZM136 229H139V226H137ZM72 231H76V229L73 228ZM189 231H193V230L189 229ZM38 235H39V237L41 236V232L40 231H38ZM53 235L60 236V233L52 232L49 235L44 236L43 239L44 240H48L50 242L51 241V236H53ZM171 236H172V232H168L167 233V237H171ZM77 237H79V239H77ZM130 237H132V236H130ZM90 238L91 237L83 236L82 234H78V235L73 236L72 239L67 240V245L77 244L79 242L86 241L87 239H90ZM131 241L135 242L136 240L135 239H131ZM168 242L170 243V245H177V244L180 243V241H177L175 239L169 240ZM2 243H3V240H0V244H2ZM21 243H23V241H21ZM97 243H99V242H97ZM141 243H142V241H141ZM191 243H192L191 237H188L187 239L184 240V244L185 245H189ZM144 247H147V245H144ZM90 248H92V244L84 243L83 247L79 248L78 251L83 252L86 249H90ZM133 248H136V243L132 244V248L125 249L124 253L131 252ZM178 250L179 249H177V251ZM124 253H121V255H123ZM40 255H41V253H40V248L39 247L34 248V249H27V252H25L21 248V249H19V256H18L16 264H30V262H31V264H48L49 257L51 258L52 264H53V261H55V264H68L67 261L56 260V258L52 255L51 251L47 253L46 258L43 259V260L40 259ZM140 255H141L140 251H137L134 256H128L127 259H125V261H127V264H181V261H175V260L169 261L168 259H157L155 254L149 255L147 257V259H137V257H139ZM19 257H24V259H20ZM185 259H186V257H185ZM207 260H208V264H223V262L220 261L219 259L213 261L211 258L208 257ZM77 262H79V264H91V261H85L83 256H81L78 259H75L73 261V264H77ZM97 264H107V261L106 260H100V261L97 262ZM189 264H193V262H189Z\"/></svg>", "mask_w": 264, "mask_h": 264}]
</instances>
